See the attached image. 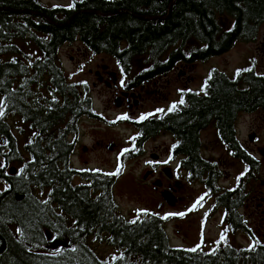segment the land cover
Listing matches in <instances>:
<instances>
[{
	"label": "trees",
	"instance_id": "1",
	"mask_svg": "<svg viewBox=\"0 0 264 264\" xmlns=\"http://www.w3.org/2000/svg\"><path fill=\"white\" fill-rule=\"evenodd\" d=\"M74 4L75 10L66 12L46 10L40 0H0V157L4 165L0 168V264H264V243H257L237 210L245 199L241 185L222 196L225 220L231 231L251 236L253 247H235L224 237L209 249L190 251L195 247L170 245L166 219L150 212L125 218L113 198L114 177L89 173L85 178L93 181L90 186L74 182L77 173L69 165L66 136L80 116H90L94 110L88 98L76 93V84L66 79L57 55L63 43L77 38L91 52L116 57L127 70L135 62L141 64L144 74L171 48L175 49L162 63L165 67L183 56L186 62L205 61L228 51L235 42L255 38L264 22V0H81ZM226 20L231 26L225 27ZM20 40H28L38 57L15 56L21 53L16 45ZM209 76L205 97L190 96L188 108L159 124L177 134L193 159L197 158V130L209 116L215 117L222 137H232L233 117L264 110V73ZM14 116L29 131L24 157L16 149L9 124ZM155 124L147 123L146 135L153 134ZM236 157L247 164L248 179L250 170L257 169V160L241 150ZM12 158L20 161L15 174L7 169ZM93 228L106 234L88 236L86 231ZM89 238L106 241L118 250L117 255L109 261L101 259ZM55 241L61 244L55 246Z\"/></svg>",
	"mask_w": 264,
	"mask_h": 264
},
{
	"label": "flooded vegetation",
	"instance_id": "2",
	"mask_svg": "<svg viewBox=\"0 0 264 264\" xmlns=\"http://www.w3.org/2000/svg\"><path fill=\"white\" fill-rule=\"evenodd\" d=\"M79 1L81 0H69V4L73 5L72 8L66 7L67 5L59 7L44 5V7H46V10L55 9L58 11V9H61L66 10V12H72L75 10L76 6L74 3ZM40 16L46 21H53L52 18L45 14ZM55 24L57 25V23ZM46 39H48V37H46ZM77 41L80 42L76 38L72 42H65L62 45L73 44ZM82 49L85 53L88 52L92 57L102 56L113 59L115 61V69L111 70L108 65L100 63L94 70H89V73L95 77V82L92 83V86H89L85 81L81 84H76V93L80 94L82 98H88L90 100L94 113L90 116H80L73 124L72 131L66 136V140L70 144L69 165L71 169L77 173L74 182L83 186H90L93 181H90L85 177L89 173H94L101 175L103 179L114 177L113 184H115L122 176L121 174L123 173L127 162L137 161V163H139L142 160L144 168L142 171H139V174H137V182L143 188L148 190V194L155 197V207L157 212H151L152 214L158 217H164L166 211L164 212L163 208H165V206L174 208L183 197L181 193H183L182 191L184 190L186 183V216L189 214L187 209L197 200V198L202 197L201 204L194 210H200L199 219L206 221L208 218H213L214 216L216 227L220 228L221 232L218 235L219 238L217 237L218 239H220V236L224 231L226 232V236H228L229 231L233 232L226 224L225 219L227 217V209L222 202V196L225 193H228L230 188L223 189L219 185V180L222 174V166L219 164L221 161L213 155L205 153L206 150L203 148L204 145L202 144L200 135L202 131L211 128L217 141L226 147L227 152L231 156L236 157V154L240 150L243 151L244 154H248L238 140L236 127L232 126V137L227 135L223 136V138L219 132L220 128H218V123L215 117L213 115L209 116L203 126L197 130V158L193 159L189 149L186 148L185 151V148H183L181 139L177 134L161 126L181 113L184 107H189L191 104V100L189 99L190 96L205 97L208 86L204 88V91H201V85L205 83L209 74L220 71L216 69L209 71L205 78L202 79L199 88L197 90H192L186 85L185 56L173 61L168 67H165L162 64L169 59L172 50L175 48H171L168 52L164 53L160 62H156L154 67L150 71L145 72V74L142 71L131 72L130 69H125L123 64L117 61L118 59L116 57L104 52H91L83 44ZM32 53L33 52L23 54V58L32 59L39 55L36 51H34L33 55ZM121 81H123V86H121ZM98 85H102L105 89L110 91V99L112 100L114 107L121 112L119 116L127 114L129 119L118 120L117 116L111 121L106 117V114L102 112V110L94 109L91 93L93 92L92 87L95 89ZM170 87L172 88V92H165V90ZM178 89H190L191 91L183 92L185 103L183 105L178 104L177 111L168 112L167 109L169 105L173 102L179 101L181 98V93L177 91ZM146 100L157 102L153 110H147L145 112H153L154 115L137 123L136 121L139 116H133V110L142 108ZM30 103H35L34 99L31 100ZM156 109H163L164 111L155 112ZM236 117L237 115L233 117V120H235ZM149 121H154L157 126L151 127L153 134L146 135L145 129H148L147 123ZM95 122H97V124L104 123V125L106 123V126L108 127L128 123L133 129V133L130 134L123 143L115 141L104 142L98 137L106 134V130L99 125L94 124ZM232 124H234V121ZM165 135H167L171 141L169 143L166 141H158L157 143V139ZM149 143L153 144L151 150L147 149ZM173 145H176V147L173 148ZM126 148L129 149V151L124 152L121 155V150ZM96 151L105 154L104 156L108 155V157L113 153V166L111 168H102L99 165H92L86 157L91 153L95 154ZM169 155L172 157L170 160ZM147 161H154L155 163L148 164L146 163ZM163 161H167V163H163ZM118 164L120 166L119 169L117 168ZM114 172L117 174L109 175V173ZM104 183L105 181L103 180L101 184ZM191 184H193L195 188H197L195 190L198 191L193 196L189 187ZM72 224L76 225L75 219H72ZM86 233L88 236H93L94 234L104 235L106 234V231L99 228H93L87 230ZM226 236L224 235V237Z\"/></svg>",
	"mask_w": 264,
	"mask_h": 264
},
{
	"label": "rangeland",
	"instance_id": "3",
	"mask_svg": "<svg viewBox=\"0 0 264 264\" xmlns=\"http://www.w3.org/2000/svg\"><path fill=\"white\" fill-rule=\"evenodd\" d=\"M47 6H65L69 4V0H40ZM231 26V21L226 20L225 27ZM16 45L21 50L18 53V58H23V54L37 51V49L28 41H16ZM60 65L63 69L66 79L74 84H81L84 81L92 86L95 82V77L89 73V70H94L98 64L104 63L108 65L111 70L115 69V61L108 57H92L88 52H84L82 44L75 42L73 44H64L57 51ZM252 68L255 73H264V22H262L256 32V36L252 41L242 42L238 41L226 52L212 56L205 61L186 62V85L192 90H197L201 85L202 79L206 74L216 69L228 77H233L237 69ZM131 72L142 70L141 64L135 62L130 69ZM92 98L94 109L102 110L109 120H114L115 117L121 114L120 110L116 109L110 99L111 93L104 86L98 85L97 88L92 87ZM172 92V88H167L165 92ZM157 102L153 100H146L140 109H134L133 116H140L147 110H153ZM2 106V99L0 97V109ZM106 108V109H105ZM9 124L12 129L11 132L16 140V149H18L23 157L24 144L27 140L25 135L29 131L22 129L24 126L18 117H10ZM94 124L103 127L106 134L98 138L105 141H115L123 143L126 138L133 133V129L127 123L106 126V123ZM236 134L239 142L250 156L257 160V169L250 170L249 178L247 179L245 166L247 164L237 157L231 156L226 147L217 141L214 132L208 128L201 132V140L204 145L205 153H209L218 158L222 166V174L219 180V185L223 189H232L237 185H241L245 193L243 205L238 208L242 220L249 227L251 234L255 240L264 243V110L259 108L252 112L239 113L235 119ZM158 141L170 142V138L165 135L157 139ZM153 144L149 143L147 149L151 150ZM105 154L91 153L86 158L92 165H99L102 168H111L113 166V153L107 156ZM106 158V159H105ZM0 163H3V158L0 157ZM20 161L11 159L8 167L17 168ZM7 167V169H8ZM144 164L142 160L127 162L122 176L112 186V194L119 212L128 219H133L135 214L140 209H145L150 212H157L155 207V197L148 194V190L143 188L137 182V174L142 171ZM248 171V167H247ZM244 172L243 176L240 173ZM240 179L237 180V177ZM192 196L198 191L195 190L193 184L189 185ZM182 199L176 204L174 208L165 206L163 211L166 213L186 212V183L182 191ZM191 196V197H192ZM200 210L191 211L186 216H168L164 223L165 232L171 246L192 248L200 245L202 249H209L215 241L218 240V235L221 233L220 228L216 227L213 218H208L204 221L199 219ZM224 231V230H223ZM223 235L226 236L224 231ZM218 237V238H217ZM230 244L235 247L249 246L253 238L248 234L240 231L228 232L226 236ZM217 238V239H216ZM91 248L95 253L104 260H111L117 255L118 250L106 241L94 240L89 238Z\"/></svg>",
	"mask_w": 264,
	"mask_h": 264
},
{
	"label": "snow or ice",
	"instance_id": "4",
	"mask_svg": "<svg viewBox=\"0 0 264 264\" xmlns=\"http://www.w3.org/2000/svg\"><path fill=\"white\" fill-rule=\"evenodd\" d=\"M54 7H59V5H54ZM66 7H68V8H72L73 7V5L72 4H68ZM229 30H231V29H229ZM242 71H253V69H251V68H245V69H237L236 70V72H235V75H239ZM209 78H210V76H209ZM121 86H123V81H121ZM207 86V81H205V83L203 84V85H201V91H204V88ZM178 92H180L181 93V98H180V100L179 101H176V102H173V103H171L170 105H169V107H168V109H167V111L168 112H173V111H177L178 110V108H177V105L179 104V105H183L184 103H185V101H184V98H183V92L184 91H191L190 89H188V90H184V89H178L177 90ZM198 94V93H197ZM164 110L163 109H156L155 110V112H163ZM154 115V113L153 112H148V113H142L138 118H137V123H139V122H141V121H144L145 119H147L148 117H151V116H153ZM117 119L118 120H126V119H129V117L127 116V114H123V115H121V116H118L117 117ZM134 139V138H133ZM173 148L174 147H176V145H173L172 146ZM134 150V149H133ZM127 151H129V149H122L121 150V155L124 153V152H127ZM172 157H171V155H169V160L171 159ZM146 163H148V164H152V163H155L154 161H147ZM163 163H167V161H163ZM4 167V165H3V163H0V168H3ZM119 164L117 165V168L119 169ZM245 171H247V166H245ZM20 173L19 172H17V175H19ZM117 173H109V175H116ZM5 175H7V173H5ZM244 175V172H241L240 173V176H243ZM240 176H238L237 177V180H239L240 179ZM230 191H231V189H230ZM202 197H199V198H197V200L196 201H194L193 202V204L187 209V211L188 212H191V211H194L196 208H197V206L198 205H200L201 204V202H202ZM138 212H145V214H148L147 213V210H145V209H140V210H138ZM184 215H186V212H176V213H166L165 214V216L164 217H161L162 219H166L168 216H179V217H183ZM207 215V214H206ZM130 223H134L135 221H129ZM17 231L19 232L20 230L19 229H17ZM220 239L221 240H223L224 239V235H223V233L221 234V236H220ZM257 243H259V241H257ZM200 247V245L199 244H197L196 245V247L195 248H192V249H189L190 251H195L197 248H199ZM249 247L250 248H252L253 247V245H249ZM57 251H59V250H57ZM122 258V257H121Z\"/></svg>",
	"mask_w": 264,
	"mask_h": 264
},
{
	"label": "water",
	"instance_id": "5",
	"mask_svg": "<svg viewBox=\"0 0 264 264\" xmlns=\"http://www.w3.org/2000/svg\"><path fill=\"white\" fill-rule=\"evenodd\" d=\"M170 7H171V3L169 4L168 11L170 10ZM21 12H24V13H32V12L29 11V10H22ZM37 14L42 15L41 13H37ZM15 172H16V168H14V167H10V168H9V173H10V174H14ZM47 237L50 238V233H49V232H47ZM53 244H54L55 246H57V245L61 244V242H60V241H55ZM62 244H64V243H62Z\"/></svg>",
	"mask_w": 264,
	"mask_h": 264
},
{
	"label": "bare ground",
	"instance_id": "6",
	"mask_svg": "<svg viewBox=\"0 0 264 264\" xmlns=\"http://www.w3.org/2000/svg\"><path fill=\"white\" fill-rule=\"evenodd\" d=\"M206 60V59H205Z\"/></svg>",
	"mask_w": 264,
	"mask_h": 264
}]
</instances>
